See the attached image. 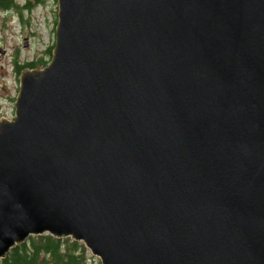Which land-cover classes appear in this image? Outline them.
I'll list each match as a JSON object with an SVG mask.
<instances>
[{
	"label": "water",
	"instance_id": "95a60500",
	"mask_svg": "<svg viewBox=\"0 0 264 264\" xmlns=\"http://www.w3.org/2000/svg\"><path fill=\"white\" fill-rule=\"evenodd\" d=\"M0 119V260L264 264V0H57Z\"/></svg>",
	"mask_w": 264,
	"mask_h": 264
},
{
	"label": "rangeland",
	"instance_id": "374dc122",
	"mask_svg": "<svg viewBox=\"0 0 264 264\" xmlns=\"http://www.w3.org/2000/svg\"><path fill=\"white\" fill-rule=\"evenodd\" d=\"M21 6L24 0H16ZM21 13L0 11V117L11 119L19 90L20 75H14L12 58L18 52L19 62L47 60L44 52L54 46L57 24V0H39ZM2 50V51H1ZM86 250V249H85ZM86 264H101L86 250Z\"/></svg>",
	"mask_w": 264,
	"mask_h": 264
},
{
	"label": "trees",
	"instance_id": "16d2710c",
	"mask_svg": "<svg viewBox=\"0 0 264 264\" xmlns=\"http://www.w3.org/2000/svg\"><path fill=\"white\" fill-rule=\"evenodd\" d=\"M31 3L19 7L15 0H0V10L14 9L20 13L22 9L30 10ZM53 46L46 49L44 54L51 55ZM45 60L36 58L30 62H19L18 52L12 58L14 75L18 76L26 69L44 66ZM86 250L80 242L71 238H56L50 235L30 236L24 242L14 246L0 260V264H86L84 254Z\"/></svg>",
	"mask_w": 264,
	"mask_h": 264
},
{
	"label": "flooded vegetation",
	"instance_id": "af4514ba",
	"mask_svg": "<svg viewBox=\"0 0 264 264\" xmlns=\"http://www.w3.org/2000/svg\"><path fill=\"white\" fill-rule=\"evenodd\" d=\"M27 3L30 2L31 4L37 3L39 0H25ZM25 2V3H26ZM26 3V4H27ZM2 51V50H1Z\"/></svg>",
	"mask_w": 264,
	"mask_h": 264
}]
</instances>
